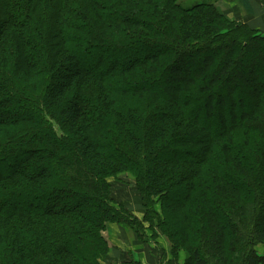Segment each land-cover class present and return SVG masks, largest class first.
I'll return each instance as SVG.
<instances>
[{
  "label": "trees",
  "instance_id": "trees-1",
  "mask_svg": "<svg viewBox=\"0 0 264 264\" xmlns=\"http://www.w3.org/2000/svg\"><path fill=\"white\" fill-rule=\"evenodd\" d=\"M183 1L0 0V264H105L110 224L264 264V31Z\"/></svg>",
  "mask_w": 264,
  "mask_h": 264
},
{
  "label": "crops",
  "instance_id": "crops-1",
  "mask_svg": "<svg viewBox=\"0 0 264 264\" xmlns=\"http://www.w3.org/2000/svg\"><path fill=\"white\" fill-rule=\"evenodd\" d=\"M237 1L239 0H234L232 4H237ZM249 4L254 9V16L245 12L246 16L249 17V23L252 19L258 21L260 23L259 29L264 31V10L262 11L258 6L254 7L250 0ZM124 196L129 200L127 203L133 212L131 214L142 221L144 212L131 188L124 192ZM156 232L157 237L155 239H152L151 234L147 232L148 239L141 241L127 228L118 224H110L104 233L110 245V254L105 264H184L183 255H180L178 263L174 262L169 241L158 231Z\"/></svg>",
  "mask_w": 264,
  "mask_h": 264
},
{
  "label": "rangeland",
  "instance_id": "rangeland-1",
  "mask_svg": "<svg viewBox=\"0 0 264 264\" xmlns=\"http://www.w3.org/2000/svg\"><path fill=\"white\" fill-rule=\"evenodd\" d=\"M207 1L208 0H184L183 3L186 7H191L195 3H203V2H207ZM250 1H252L254 7L258 6V8L260 7L262 11L264 10V0H250ZM216 2L223 10L226 11V13L230 16V18L232 20H234L235 22L249 23V17L246 16L247 13L245 14V9L239 3L232 4V2H230V0H215L214 3H216ZM252 20H250V23L253 26H256V28H259L260 23L258 21H255V20L252 21ZM115 54L116 53H113L112 55L108 54L107 59L115 57ZM95 60H97V57H95ZM93 62H94V60L93 61L90 60L89 63L86 64V67L88 68V67L94 66ZM112 185H113V191H114V197L113 198H114L115 202L117 203V205L119 207L124 206L128 211H130V213H133L130 210V207L127 203L129 200H127L124 196V192L127 191L128 188H131V190L134 192V196H135V184L131 181H126V183H115V181H112ZM145 227H146V224H145ZM147 229H148V227H147ZM170 249H171V245H170ZM258 251L261 255H264V245H259ZM182 255L185 258L184 259V262H185L186 257L183 253H182ZM178 261H179V259H178Z\"/></svg>",
  "mask_w": 264,
  "mask_h": 264
}]
</instances>
